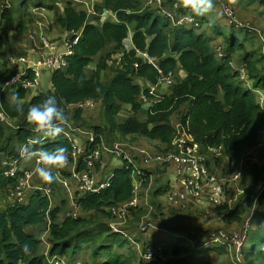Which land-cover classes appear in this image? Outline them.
<instances>
[{"label":"trees","instance_id":"1","mask_svg":"<svg viewBox=\"0 0 264 264\" xmlns=\"http://www.w3.org/2000/svg\"><path fill=\"white\" fill-rule=\"evenodd\" d=\"M17 1L19 0H15L11 7L4 8V0H0V28L2 22L14 24L13 11ZM102 1V5L96 6L94 19H100V14L107 9L116 13L118 23L97 24L94 20L88 22L87 13L76 9L71 2L65 8L64 17L60 18L59 22L72 33L82 34L79 41L73 45L72 53L66 56V66L53 70L52 89H39L29 99L27 96L31 94L32 88L37 87L27 89L13 86L0 92V107L11 119L14 128L10 131L9 127L12 126L0 122V153L6 154L10 159H16L20 157L21 146L33 140V147L37 150L43 148L50 151L56 144H61L67 147V155L70 156L74 143L70 136L64 132L52 141L43 137L42 133H34L32 125L25 120L28 108L41 103L50 95L57 98L59 106L65 111L67 122L73 127H90L94 133L104 135L107 140L113 139L114 135L121 139L126 136H132L133 139L146 137L159 141L168 149L172 147L176 134V126L171 123L170 118L183 103L191 100L190 112L181 117V123L200 144V153L204 155L207 167L212 173H216L217 168L224 162V157L218 154V151L222 150L228 159L223 170L225 173L234 171L238 164L245 160L246 152L258 145V121L264 115V106L259 100V95L264 90V67L262 70L257 68V62L251 55L241 56V61L247 69V80H242L241 71L232 67L233 53L244 48L237 39V28L240 31L244 28L251 31L257 27L251 26L250 23L231 21L223 11L224 5H230L223 1L221 8L229 21L226 27L217 25L205 14H195L191 8V0H164L163 4L164 8L172 10L178 18L186 14L192 15L195 22L191 26L176 25L170 17L161 14L158 8L147 6L144 0ZM250 2H259L261 10L264 7V0H248V3ZM20 20V23L16 24L19 35L27 30L26 22H23L22 17ZM206 25L210 31L204 30ZM130 33L134 47L128 50L125 41ZM215 34L221 35L225 46L224 54L220 58L214 49ZM2 44L0 30V49ZM7 53L8 55L6 52L1 54L4 55L7 65L0 73V83H5L15 72L9 67L8 57L23 55L20 51ZM262 58L264 60V55ZM151 59L155 60L157 67ZM179 67L187 72V76L171 86L170 95H161L158 100L150 101L149 104L142 101V94L151 100L153 93L137 84L136 76L157 84L164 76L175 74ZM107 72H110V76L106 75ZM34 77L31 69L24 75L29 81H33ZM242 85L246 86V90ZM220 92H223L222 100L217 98ZM86 99L100 101L101 113L98 120H86L83 108L68 109L69 105ZM17 104L22 106V111L17 110ZM125 105L130 106L129 113L125 112ZM129 142L133 143L131 140ZM87 147L91 148L93 144L90 143ZM84 156H79L77 170L86 168ZM101 156L104 157V151ZM100 160L95 163L94 170L100 169ZM246 162L251 164L249 159ZM252 167L254 173L260 177L258 169L261 167ZM1 171L2 167L0 188L8 182H12L14 188L15 180L7 178ZM133 171V165L124 159L123 166L115 170L109 186L105 189L97 193L76 191L73 197L80 205L77 218L67 215L74 208L72 202L64 198V190H57L60 202L51 209V198L46 188L56 189L62 186L55 172V181L46 183L45 189L35 190L27 202H13L6 211L0 208V264H49L48 257L54 255L65 257L68 263H74L82 261L74 257L84 246L90 248L92 258L105 257L104 262L95 264H133L130 257L134 253L133 249L128 257L118 250L129 246L131 239L122 232L113 231L109 225V220L113 217L110 209L132 201L135 196ZM144 171L147 175H144L146 181L139 189V201L136 206L130 207L123 230L140 228V220L148 213L155 219L158 214L160 217L166 216L161 203L156 202L155 197L148 201L149 192L145 193V190L148 187L149 174H152L153 170L146 167ZM64 176L69 177L71 173ZM243 178L241 175L238 182L240 186ZM167 186L170 190L171 182ZM238 202L241 205V202ZM172 205L169 211L173 215L186 210L183 206ZM150 206L154 210H151ZM62 212L63 219L60 218ZM82 213L87 216H82ZM48 218V240L51 245L50 254L45 255L41 250L43 229L35 234L30 228L46 225ZM134 223L136 227H130ZM159 224L163 225L161 220ZM174 238L177 241L173 249L166 247V251L174 256V259H170L166 264H211L201 257L198 263H193L197 261L193 257L191 258L194 261H191L190 257L186 260L177 258L182 253L192 252L190 248L195 246L189 245L188 239L184 241L185 237L175 235ZM25 243L30 246L27 253L22 250ZM150 244L147 243L143 250ZM198 244L204 246L205 250L211 249L213 245H204L202 241ZM252 253L257 257L256 264H264V252L253 249Z\"/></svg>","mask_w":264,"mask_h":264},{"label":"crops","instance_id":"2","mask_svg":"<svg viewBox=\"0 0 264 264\" xmlns=\"http://www.w3.org/2000/svg\"><path fill=\"white\" fill-rule=\"evenodd\" d=\"M182 1H184V0H182ZM241 1L245 2L246 5L249 4L248 0H236V3L237 4L241 3ZM69 2H71L72 5L76 9H78L79 11H85L87 13L88 22L93 21V20L96 21L97 24H103L105 22H113V23L119 22V19H118L116 13L112 12L111 10H107V9H104L103 12L100 14V19H98V20L94 19V16L96 15V6L102 5L103 4L102 0H19L16 4L15 11H13L14 24L2 22V26L0 28L2 38H3L2 48L0 49V73L4 69H6L5 65H7L4 55H1V54H4L5 52L8 55L7 52H9V51H20L23 53V55L27 56L31 62H35L39 59V55L33 50L32 41L28 38V33L31 29L36 27L37 20L46 21L48 23L49 29L47 32H48L49 36L51 38L59 40L60 50L61 51L64 50V44L63 43H64L66 38H68L72 35V32L69 31L66 27H63L61 25V23L59 22V19L64 17V11H65V8L67 7ZM260 7H261V5H260ZM27 12H29L30 15H28ZM21 17L23 18V22H26V27H27L26 32L24 34L22 33L23 35L22 34L19 35L17 28H16L17 27L16 24L20 23V21L22 20V19L20 20ZM208 27L209 26L206 25V29H204V30L210 31ZM132 32H133V30H132ZM209 34H212V33H209ZM225 34H227V32H225ZM125 46L128 50L134 47L133 43H132V33H130V36L126 39ZM25 66H26L25 64L20 65V68L23 69V68H25ZM46 70H49V69H45L44 71H46ZM52 75H53V71H52ZM186 76H187V72L185 70H183L181 67H179L178 70L174 74V83H176V81H178V80H180V81L183 80ZM40 77L41 78H40L39 85L37 86V88H32L31 94H29L27 96L28 99L31 96L35 95L39 89L46 91V89H43V87H44V85H48V83H45L46 81L43 80L42 76H40ZM51 80H52V77H51ZM135 81L137 84H139L145 88H148L150 92L155 91L153 98L150 101H156L159 99V96L164 95V94L170 95L172 93V87L171 86L174 84V83L172 85H169L166 83L153 84V83L147 81L146 79L140 78L138 76H136ZM2 84L3 83H0V85H2ZM51 86H52V84H51ZM50 89H52V87ZM50 89H48V90H50ZM33 91H34V93H33ZM217 98L222 100L223 99V92H220L218 94ZM259 100H260V98H259ZM150 101H148L146 103L149 104ZM80 103L81 102L71 104L68 106V109L74 110L75 108H83L84 109L83 116L86 120H91V119L98 120L100 113H101L100 101L95 100V103L93 105H87L84 107H81ZM95 104L99 105V108H94ZM191 105H192L191 100H188L185 103H183L179 107V109L170 118L171 123L175 126L178 125V123L181 122V117L183 115H187L190 112ZM129 108H130L129 105L126 106V111H125L126 113H129V111H128ZM96 109H99V114H95L94 110H96ZM263 116L264 115H262L258 121V127L260 130V133L263 130V128L261 127L263 125ZM68 123L70 124V122H68ZM12 127H13V123H12ZM66 127L70 128V126H68V125ZM92 134H93V130L90 127H82V128L73 127V130H70V133H69L70 139L74 143H76L77 145L82 146V147H87V145L90 144ZM43 137H44V135H43ZM101 137H102V140L100 141V144H105L108 147H112L114 145V143H115L114 140L117 141V139H115V138L107 140L105 138V136L102 134H101ZM123 138H125V143H124L123 148H124L126 156H119V155H116L114 153L106 151V154L104 155V157L99 162L100 163V169L99 170L96 169L93 171L98 184L105 183L107 181V177L112 175V173H110L108 169H110L111 167H114L115 170L118 168H121L123 166L124 159H125L131 165H133V168H134V171H133V173H134V185H135L137 183L136 175L140 172V170L144 171L146 169V167L149 166L148 162L146 161L147 159L145 158V156L143 154V151L144 150H147V151L151 150L152 152H156L159 154L161 152H165L168 150V148L166 146L162 145L159 141L152 140V139H149L146 137H136L133 139L132 136H126ZM130 140L133 143L129 142ZM259 152H260V154L261 153L264 154V148L260 149ZM115 156H117V157H115ZM222 156L224 157V162H223L224 166H223V168L221 166V169L223 170L227 165L226 163L228 162V159L225 156V154H222ZM126 157H129L130 161ZM9 159L10 158H8L6 156V154L0 153V169L2 167L1 172H3V170L6 166L5 163ZM249 165H252V164H249ZM37 166L38 165L36 163V157H33V159L30 161L21 158L20 168L22 170H30L33 172V175H32L31 180H30V188L28 189V192H27L28 197H27L25 202H27L29 200L30 196L34 193L35 190L45 189V187H46V183H44L41 179H39L38 176L34 173V168ZM78 166H79V162L74 161L72 155L70 154V156L68 155L67 164L63 167H60V168L54 170V172L56 174H58L59 182L62 186L61 187L59 186V188H56V189L46 188V192L51 198V209H53L60 202V197L57 196V194H58L57 190L58 189H61L62 191L64 190L65 195L67 196V197L64 196V198L67 199L68 202H69V200H70V202H72V199H70V196L74 195L76 191L77 192L79 191L77 183L74 181V179L71 178V176H69V177L64 176V175H70V173H72L74 170L78 169ZM252 166H254V165H252ZM163 168H165V169H163ZM163 168L159 167V168L155 169V171L153 172V173L156 172V177H157V180L159 181L160 184L154 185L152 178H151V176L153 174L152 175L149 174V183H148V187L145 190V193L149 192L150 197H155L156 202L161 203L162 208H163L162 211H163V213L166 214L165 217L159 216L158 222H159V220L162 221L163 225L159 224L162 229L154 227L156 229H153V230H151V232H149V236H151V237L148 238L149 239L148 242L160 243V244L164 245L165 247L170 248V250H171V249H173L174 243L177 241L174 238L175 235H179L180 233L185 235L188 233H192L195 231H201L202 229H206L205 227H201V225H202L201 223H192L191 221H189L191 218H193L194 215L200 214L203 216V219H205V220H207L208 218H210L214 215L216 218L219 215V212H218L219 208L209 207L208 205H205L204 209L200 210V211H195V210L189 211L188 209H186V210L179 212L177 215H173L169 211L171 209L170 205H172V204H170L168 201L163 203V194L169 190V186H167V184L171 182V187H172V185H173L172 183L176 181V178H177L176 168L177 167H176L175 163H173V162L168 163L167 162V163H165V167H163ZM115 170H114V172H115ZM137 170H139V171H137ZM258 170L260 172V177L254 173L253 167H252V169L248 166L245 167L244 178H243V187L247 188V190H249L251 192L256 187H258L257 183H259L261 181L264 183V173H263L264 167H261ZM99 171L102 173V175L99 174ZM114 172H113V174H114ZM168 173H171V174L175 173V175H174V179L171 178L170 181L166 182V187H165V184H164L165 181L164 180H165V177ZM162 175H164L163 181L161 179ZM64 177H66L68 179V181L71 185L70 187H66L64 185V183L62 182L61 178H64ZM144 181L145 180L143 179L140 186L142 185V183ZM171 187H170V189H171ZM160 193H161V195L159 196ZM140 194L141 193L139 190V192H137L138 201H139ZM257 197L258 196H256L255 198H257ZM13 200H14L13 199V183L8 182L5 186L0 188V208H1V210L6 211L13 204V202H14ZM164 205H167L166 206L167 209L163 207ZM174 205H172V206H174ZM68 208H69V204H68ZM174 209H176V207ZM82 216H87V214L82 213ZM239 217H240V215H239ZM60 218L63 219V212L60 215ZM112 220H113V217L111 220H109V223ZM143 221L144 220H142V222ZM142 222H140V226H141ZM189 222L192 223V226L195 230L192 229ZM49 224H50V218H48L46 225H36V226L31 227L30 230L33 231L35 234H38L39 230H41V229L44 230V227H46ZM139 229L141 230V227ZM139 229L136 228V229H131L129 231L124 229V232H125L124 234H125V236L129 237L128 232L132 233L131 235L137 241L136 242L133 239L135 241L134 243H136L138 247L135 246V247H132V249H134V251L136 252L137 251L136 248L137 249L140 248V250L138 249L139 255L136 252V254L138 256L139 264H140L141 255H142V252L144 250L141 251V246H139V240H140V238L138 237V233L140 232ZM184 237L187 238V235H185ZM45 239L46 238L44 236H42L43 243L45 242ZM131 242H132V240H131ZM187 242L189 245L196 247V245H199L198 244L199 238L196 237L195 239L188 240ZM44 244H45L46 248L43 249L41 247L42 252L45 255L50 254L49 253L50 244L49 243H44ZM129 246H127V247H129ZM89 255H90V248L87 247L86 251L78 253L74 257V259L83 261V259H88ZM100 258H101L99 260L100 263L105 261V257H100Z\"/></svg>","mask_w":264,"mask_h":264},{"label":"built area","instance_id":"3","mask_svg":"<svg viewBox=\"0 0 264 264\" xmlns=\"http://www.w3.org/2000/svg\"><path fill=\"white\" fill-rule=\"evenodd\" d=\"M15 0H4L2 6L5 8L11 7ZM149 4L159 9V12L165 16H168L176 25L181 26H191L195 19L192 15L186 14L178 18L175 13L169 11L163 7L164 0H149ZM177 7V3H175ZM224 13L227 17L234 21L235 15L233 9L224 5ZM48 23L46 21L37 20L36 27L31 29L28 33V38L33 43V50L39 55V59L35 62H31L27 56H15L11 55L8 57L10 67L15 71L12 77L7 80L2 85H7V87L0 90L3 92L10 87L19 86L20 88L30 89L32 87H37L40 83V76L42 70L51 69L57 70L66 66V56L72 53L73 45H75L80 37L81 32L72 33V35L65 39L64 50H60V42L57 39L51 38L48 34ZM218 56H223L222 49L217 50ZM144 55L147 56V53ZM151 61L157 67L155 60ZM25 64V68L21 69L20 65ZM31 69L34 72V80L29 81L24 78L27 70ZM241 78L245 79L246 75L241 71ZM159 83H166L172 85L174 83V74L170 73L164 76ZM151 93H155L152 91ZM142 101H150L149 97L142 94ZM262 103V102H261ZM94 100L81 101V107L87 105H93ZM11 119L5 114L4 110L0 107V122L6 123V125L12 126L10 122ZM70 126L67 128L65 126ZM65 128V134L70 136V130L73 127L67 122L63 125ZM176 134L174 135L172 141V152L167 155V160L175 163L177 170V178L173 183L171 189L167 193L168 201L172 204L178 206H186L189 201H201L207 199L209 203L216 206H221L220 204L226 197V194L233 185L238 184L240 177L242 175L241 171L235 172L228 179H220L215 174H213L206 165L205 157L200 153V144L196 142L192 135H190L187 130L183 127L182 123L176 125ZM102 140L101 134H96L93 132L90 143L93 147H82L73 143L72 151L70 154L74 161L79 160V156L85 155L83 157L86 168L83 170H74L71 173V178L77 183L79 191L82 193H97L102 189H105L110 184V178L112 175L107 177V181L102 184H98L96 181L94 171V166L97 161L102 158V152L108 151L119 156H126L124 151V144L114 143L112 147H108L105 144H100ZM32 142H34L32 140ZM143 154L148 160L150 158L149 151L144 150ZM129 161L130 158L126 157ZM157 159H162V157H157ZM21 156L16 159H9L5 164L3 174L12 180H15L13 188V201L15 203H24L27 199V192L30 188V180L33 172L30 170H22L20 168ZM139 171V170H137ZM138 174L147 175L146 172L141 171ZM62 182L66 187H70V183L66 177L61 178ZM137 185L134 189H138ZM73 210L68 212V216L77 218L79 216L80 205L71 195ZM138 203V196L135 195L132 201L122 204L120 206L112 207L110 209L113 220L109 223L111 229L117 233H125L123 226L127 223L128 214L130 213V207L136 206ZM152 226L151 222L143 221L141 223V230L146 231L148 227ZM204 245L212 244H230L234 239L232 236H227L226 231L221 230L211 235H207L202 238ZM240 244V241L237 240ZM235 245V244H234ZM172 255L166 251V247L160 243L150 244L142 253L141 259L142 264H166ZM49 264H90L84 261H78L74 263H68L65 257L54 255L48 257Z\"/></svg>","mask_w":264,"mask_h":264},{"label":"rangeland","instance_id":"4","mask_svg":"<svg viewBox=\"0 0 264 264\" xmlns=\"http://www.w3.org/2000/svg\"><path fill=\"white\" fill-rule=\"evenodd\" d=\"M229 4L235 11V20H237L239 23H250L251 26L254 25L257 27L256 30H251L247 31V28H244L243 31H240L239 28H237L236 34H237V39L238 41L241 42L243 45V50L240 49L236 52L233 53V60H232V67L233 69H237L240 71H243L246 75L245 79L242 80H247V69L245 67V64L240 61L241 56H246V55H251L254 60L257 62V68L261 69L264 67V60L262 56L264 55V7H260L259 2H250L248 5L245 4V2L241 1V3H236V0H213V8L209 11L204 13L205 16L208 19H211L214 21L217 25H220L222 27H226L227 23H229L228 19L224 15L222 8H221V2ZM18 2V1H17ZM15 3V5L17 4ZM146 2L145 4L147 6H151L149 4V0H144ZM171 11V10H169ZM172 12V11H171ZM28 15H30L29 12H27ZM231 25V24H230ZM261 29V30H260ZM258 30H260V33H258ZM226 32V30H225ZM263 34V36H262ZM215 41H214V49L217 51L219 48L222 49V52L224 54V49L225 46L222 43V37L221 35L215 34ZM263 42V43H262ZM218 52V51H217ZM218 57V55H217ZM220 58V57H218ZM24 65V64H21ZM262 70V69H261ZM264 70V69H263ZM52 71L51 69L49 70H42V78L45 80V83H48V85H44L43 89H50L51 86V77H52ZM107 76H110V72H107ZM41 78V77H40ZM248 84H250L248 82ZM244 87V90H246V86L242 85ZM34 93V91H33ZM262 94L259 95L260 98V103L262 102L264 106V90L261 91ZM86 100H94V99H86ZM95 103V100H94ZM148 105V104H145ZM94 108H99V105H94ZM95 114H99V109L94 110ZM94 116V115H93ZM109 116V114H108ZM16 126V125H15ZM263 128L262 132L260 133V140L258 145L255 148H252L246 152V157L244 161H241L240 165L238 164L237 168L230 172V173H225L224 170L221 169V167L217 168L216 173L213 172L218 178L220 179H228L230 176H232L235 172L241 171L242 175L244 176L245 172V167H250L252 169V165H249L246 160H250L251 164H254V166L258 167H264V154L259 152L260 149L264 148V116H263V125L261 126ZM14 130L13 127H9V130ZM9 131V132H10ZM36 134V131L34 132ZM36 136V135H35ZM34 136V138H35ZM113 138L117 139L114 140L116 143H122L124 144L125 142H122L121 139L118 138L116 135L113 136ZM112 146V145H111ZM149 150V149H148ZM172 152V147L168 149L165 152L161 153H156L152 152L149 150L150 158L146 160L148 162V170H153L157 168H163L165 167V163H170L171 161L167 160V155ZM106 154V151H104V155ZM218 154L222 156V150L218 151ZM260 155V156H259ZM204 156V155H203ZM117 157V156H115ZM157 157H162V159H157ZM119 158V157H118ZM110 166V165H109ZM224 164H222V167ZM110 173L113 174L114 172V167H111L108 169ZM152 172V181L154 185L160 184L159 181L157 180L156 177V172ZM107 173V172H106ZM264 173V172H263ZM99 174L102 175V173L99 171ZM175 173H168L165 177V187H166V182L170 181V179H174ZM164 175H162L161 179L163 181ZM137 183L135 184L138 186V189L136 191L139 192L140 189V184L142 180L146 179L144 178L143 174H137L136 175ZM144 181V182H145ZM143 182V183H144ZM174 183V182H173ZM172 183V184H173ZM240 183L236 184L233 186L231 190H229L226 194L225 199L223 202L220 204L221 206H216L212 205L211 203L208 202L207 199H203L201 201H191L187 203L186 206H183L184 209H188L189 211H200L203 210L205 205H208L209 207H216L219 208L218 212L219 215L215 218V215L208 218L207 220L203 219V216L200 214L194 215L193 218H191L189 221L192 223H201V227H205L206 229H202L201 231H195L192 233L185 234L187 235V238H184L183 240H191L195 239L196 237H200L202 241V238L205 236H209L212 233H215L217 231L224 230L226 231L227 236H232L234 239V244L233 242H230V244H218L212 245L211 249L205 250L206 248H203L204 246H199L196 245L194 248H190V253H182L180 256L177 258L181 260H186V259H191V261H194L191 257L196 259L197 261H194L193 263H198L199 257L204 258L206 262L209 261L211 264H256L257 263V257L254 256L255 254L252 253L253 249H257L259 251L264 252V183L261 181L257 183L258 187H256L254 190L249 191L247 188L242 187L243 183L241 184L242 186L239 185ZM135 186V187H136ZM259 194V195H258ZM161 193L159 194V196ZM243 196L241 200V196ZM258 196L257 198H255ZM153 197L149 196V202L150 199ZM160 200V199H159ZM147 201V200H146ZM167 193L163 194V203L167 202ZM241 202V205L239 202ZM125 204V203H124ZM168 205V204H167ZM167 205H164L165 207ZM194 208V209H193ZM150 209L152 210L153 207L150 206ZM167 209V208H166ZM228 209V210H227ZM154 210V209H153ZM232 212H231V211ZM240 215V217H239ZM159 214L157 215V219L152 217L151 213H148L147 215L143 216L140 222L144 220L145 222L150 221L152 223V226L148 227L146 231H141L139 228V233L138 237L140 238L139 240V246H141V251L143 250L144 246L148 243L150 244L149 239L151 236H149V232L151 230L156 229V228H161L158 222ZM197 219V220H196ZM139 222V226H140ZM188 222V221H187ZM190 223L192 229V223ZM138 226V227H139ZM130 227L134 228L136 227V224H131ZM156 227V228H154ZM162 229V228H161ZM195 230V229H194ZM49 227L48 225L45 227L43 230L41 237L44 236L45 242L44 243H49L48 240V235H49ZM132 233L128 232V236L131 238L132 242L129 247H123L118 249L119 251H122L127 255L130 254V250L132 247H138L136 243H134L136 240L135 238L131 235ZM184 234H179L176 236L179 237H184ZM191 238V239H190ZM135 241H134V240ZM130 240V241H131ZM237 240L240 241V244L237 243ZM137 242V241H136ZM43 243L42 248L45 249L46 246ZM144 243V244H143ZM157 243V242H155ZM203 243V241H202ZM143 244V245H142ZM51 245V244H50ZM193 247V246H192ZM87 246H84L79 253L86 251ZM140 250V248H138ZM138 249L136 248V252L138 253ZM134 250V249H133ZM196 251V252H194ZM134 251L130 257L133 260V264H139L138 256ZM139 255V253H138ZM253 255V256H252ZM128 257V256H127ZM94 259L91 256V250H90V255L88 259H83V261H88L90 264H95L98 263L99 260ZM170 259H174V256H171Z\"/></svg>","mask_w":264,"mask_h":264},{"label":"clouds","instance_id":"5","mask_svg":"<svg viewBox=\"0 0 264 264\" xmlns=\"http://www.w3.org/2000/svg\"><path fill=\"white\" fill-rule=\"evenodd\" d=\"M191 8L197 15L209 12L213 8V0H191ZM7 85H0V90ZM16 99V97H14ZM17 110H23L22 106L17 104ZM25 120L32 125L37 133H42L44 137L55 141L65 132L63 125L67 123L65 111L59 106L57 98L50 95L41 103L31 105L26 114ZM68 149L66 146L56 144L52 150L35 149L33 142L29 141L23 144L20 148V156L25 160H32L36 157L37 167L34 168V173L44 183L51 184L55 181L56 176L54 169L63 167L67 164ZM30 246L25 243L22 245V250L27 253Z\"/></svg>","mask_w":264,"mask_h":264}]
</instances>
